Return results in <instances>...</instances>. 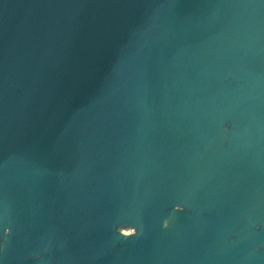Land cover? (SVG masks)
Here are the masks:
<instances>
[{
  "label": "water",
  "instance_id": "95a60500",
  "mask_svg": "<svg viewBox=\"0 0 264 264\" xmlns=\"http://www.w3.org/2000/svg\"><path fill=\"white\" fill-rule=\"evenodd\" d=\"M0 264H264V0H0Z\"/></svg>",
  "mask_w": 264,
  "mask_h": 264
},
{
  "label": "clouds",
  "instance_id": "9594fccd",
  "mask_svg": "<svg viewBox=\"0 0 264 264\" xmlns=\"http://www.w3.org/2000/svg\"><path fill=\"white\" fill-rule=\"evenodd\" d=\"M177 211H184V208L182 206H177ZM165 226H167V222H165ZM9 231H11V230L9 229ZM118 231H119L120 234H122L125 237H131V236H134V235L137 234L134 230L131 231V232H128V231H122L119 228Z\"/></svg>",
  "mask_w": 264,
  "mask_h": 264
}]
</instances>
